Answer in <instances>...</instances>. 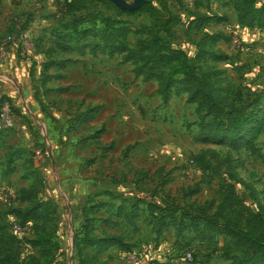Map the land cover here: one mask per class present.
<instances>
[{"label": "rangeland", "instance_id": "374dc122", "mask_svg": "<svg viewBox=\"0 0 264 264\" xmlns=\"http://www.w3.org/2000/svg\"><path fill=\"white\" fill-rule=\"evenodd\" d=\"M149 1L171 16L170 35L104 3L61 15L14 2L1 36L32 16L17 50L30 88L14 94L16 130L0 132V236L14 264H183L187 253V264H227L210 246L228 240L215 228L264 210V121L250 149L208 129L232 104L264 120V0H247L261 12L252 24L239 23L243 0ZM153 42L181 55L160 63ZM184 80L217 108H201ZM229 192L244 210H229ZM86 226L101 251L74 246ZM43 238L59 249L39 258Z\"/></svg>", "mask_w": 264, "mask_h": 264}, {"label": "trees", "instance_id": "16d2710c", "mask_svg": "<svg viewBox=\"0 0 264 264\" xmlns=\"http://www.w3.org/2000/svg\"><path fill=\"white\" fill-rule=\"evenodd\" d=\"M42 1V0H39ZM58 2L57 7L61 15L73 14L74 12L81 9L85 5H91L95 3L106 4L107 10L113 13H123L131 14L128 11L121 10L114 6L113 4L106 2V0H64L62 4ZM246 11L239 17L240 24H252L261 20V12L259 10H252L251 5L247 0H243ZM136 14H144L155 24L158 25L157 29L166 36L171 34V24L172 18L168 15L167 19H163L156 8L152 5L149 0H146L144 5L135 11ZM32 19L30 14L26 15V20L21 26L24 29ZM150 47H145L146 51H150L152 47L157 48L158 54H163L159 58L160 63H172L178 59V55L181 54L167 47L166 45L159 44L158 42H153L149 45ZM183 88L182 90L188 91L192 98L199 101V105L203 109L208 111H214L217 107L214 103V98H209L206 94L205 88L200 85L195 86V84L190 80H184L179 83ZM210 95V94H209ZM259 101L264 99V90L259 97ZM226 109H221V113L226 116L225 122L219 123L217 126H208L211 131L210 138H216L221 134L227 135L230 139H236V148H252V143L257 135L261 131V125L263 123V118L256 120L257 113L249 114L244 116L241 109L235 108L234 104L225 106ZM15 114V108H14ZM263 115L262 113L259 114ZM16 116V115H15ZM242 136V137H241ZM90 203V202H88ZM225 203L230 211L234 212L236 208L244 210L245 208L240 205L239 200L229 192L228 196L225 198ZM89 213L91 210H99L104 207L103 204H95L94 206H89ZM95 210V211H96ZM93 214V213H92ZM221 228H215L214 231L221 230V234L226 236L228 240H213L211 239V247H214V252L222 253V258L227 264H264V210L259 207L256 213L252 212H238L235 217L225 224L221 225ZM83 237L79 240L74 237V246L77 243L80 251H85L86 249L97 248L101 251L107 245L104 240H88V234L90 228L86 226L83 229ZM3 238L0 236V264H14L11 255L6 254L3 250ZM43 249L39 250V258H46L50 252L54 253L58 248V244L48 240L46 238L42 239ZM76 248V247H75ZM36 263V261H34ZM49 264H52V256L49 259ZM161 264V263H155ZM170 264V263H162Z\"/></svg>", "mask_w": 264, "mask_h": 264}, {"label": "crops", "instance_id": "0c3cea01", "mask_svg": "<svg viewBox=\"0 0 264 264\" xmlns=\"http://www.w3.org/2000/svg\"><path fill=\"white\" fill-rule=\"evenodd\" d=\"M15 1L21 2L23 4L21 9H25V11H28L30 7L39 6L48 7L49 11L57 9V4H54V0H0V32L2 29H7L10 23H13V21L10 22L13 19L10 17L12 15L10 10L20 9V6L14 3ZM22 59L18 55L17 50H15L11 60L7 64L0 66V97L10 98L14 108L17 105H21V101L16 100L14 94L22 95L23 92L27 91V88H30L29 62Z\"/></svg>", "mask_w": 264, "mask_h": 264}, {"label": "built area", "instance_id": "2783aa9c", "mask_svg": "<svg viewBox=\"0 0 264 264\" xmlns=\"http://www.w3.org/2000/svg\"><path fill=\"white\" fill-rule=\"evenodd\" d=\"M231 44L239 48L238 41L232 37ZM25 38L21 26H18L14 33L0 35V66L7 64L15 50L24 49ZM14 106L12 102L6 97H0V132H11L17 128V119L14 114ZM13 231L15 233L20 231L19 226L14 225ZM134 259V258H133ZM192 261L191 254L184 255L183 264L190 263Z\"/></svg>", "mask_w": 264, "mask_h": 264}, {"label": "water", "instance_id": "95a60500", "mask_svg": "<svg viewBox=\"0 0 264 264\" xmlns=\"http://www.w3.org/2000/svg\"><path fill=\"white\" fill-rule=\"evenodd\" d=\"M106 1L113 4L117 8L128 12H135L139 10L145 3V0H133L132 3H129L126 0H106Z\"/></svg>", "mask_w": 264, "mask_h": 264}]
</instances>
